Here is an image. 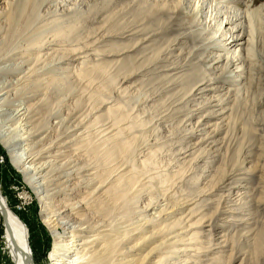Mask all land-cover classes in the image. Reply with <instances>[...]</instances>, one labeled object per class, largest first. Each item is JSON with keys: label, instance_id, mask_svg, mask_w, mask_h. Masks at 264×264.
<instances>
[{"label": "bare ground", "instance_id": "obj_1", "mask_svg": "<svg viewBox=\"0 0 264 264\" xmlns=\"http://www.w3.org/2000/svg\"><path fill=\"white\" fill-rule=\"evenodd\" d=\"M210 2L220 5L199 0L207 9ZM223 2L241 8L216 18V49L224 54L213 55L212 65L229 64L243 82L255 67L248 52L257 45L262 5ZM64 5L0 0V147L47 229L45 264H193L205 223L195 220L192 202L172 201L176 192L166 184L146 185L160 172L141 168L137 156L145 146L121 114H106L119 108L118 99L72 77L70 64L87 60L98 41L75 32L79 8L58 17ZM0 225L1 264H36L41 241L32 243L27 219L9 207L1 176Z\"/></svg>", "mask_w": 264, "mask_h": 264}, {"label": "rangeland", "instance_id": "obj_2", "mask_svg": "<svg viewBox=\"0 0 264 264\" xmlns=\"http://www.w3.org/2000/svg\"><path fill=\"white\" fill-rule=\"evenodd\" d=\"M64 1L58 17L79 8L75 32L89 43L98 41L87 60L70 64L72 77L85 79L82 85L89 81L98 96L118 99L119 108L106 114H121L145 146L137 156L141 168L160 172L146 185L166 184L176 192L172 201L192 202L195 220L205 223L202 248L190 256L193 264H264V20L256 25V48L248 52L255 67L242 82L229 64L212 65L213 55L224 54L216 49L222 27L216 18L240 5ZM248 1L262 5L264 15V0ZM2 151L7 202L27 219L32 243L41 241L34 254L36 264H45L47 229L39 226L36 201L6 166ZM2 234L0 225V243ZM0 252L1 264V244Z\"/></svg>", "mask_w": 264, "mask_h": 264}, {"label": "trees", "instance_id": "obj_3", "mask_svg": "<svg viewBox=\"0 0 264 264\" xmlns=\"http://www.w3.org/2000/svg\"><path fill=\"white\" fill-rule=\"evenodd\" d=\"M44 234H46V233H44ZM49 240V242H50V239H48Z\"/></svg>", "mask_w": 264, "mask_h": 264}]
</instances>
